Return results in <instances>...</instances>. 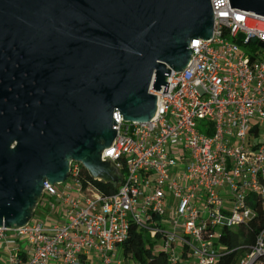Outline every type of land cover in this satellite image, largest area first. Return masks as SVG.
Listing matches in <instances>:
<instances>
[{"label": "built area", "instance_id": "built-area-1", "mask_svg": "<svg viewBox=\"0 0 264 264\" xmlns=\"http://www.w3.org/2000/svg\"><path fill=\"white\" fill-rule=\"evenodd\" d=\"M210 2L212 36L191 40L167 92L151 88L155 115L113 113L117 133L102 159L122 173L115 192L72 160L64 182H44L30 221L0 227V264H139L121 247L133 225L168 264H220L224 229L246 226L253 203L264 207V15ZM260 258L264 229L237 264Z\"/></svg>", "mask_w": 264, "mask_h": 264}, {"label": "water", "instance_id": "water-1", "mask_svg": "<svg viewBox=\"0 0 264 264\" xmlns=\"http://www.w3.org/2000/svg\"><path fill=\"white\" fill-rule=\"evenodd\" d=\"M230 4L264 15V0ZM213 29L210 0H0V227L30 221L44 182H64L72 160L121 182L102 159L113 113L150 120L151 88L167 92L191 40Z\"/></svg>", "mask_w": 264, "mask_h": 264}, {"label": "trees", "instance_id": "trees-1", "mask_svg": "<svg viewBox=\"0 0 264 264\" xmlns=\"http://www.w3.org/2000/svg\"><path fill=\"white\" fill-rule=\"evenodd\" d=\"M89 177V176H88ZM104 194L115 192L117 184L96 182ZM256 215L246 226L237 229H224L221 242L227 246V253L220 258V264H237L249 248L256 242L258 234L264 229V207L260 203H253ZM240 246H243L240 248ZM123 255L139 264H168V257L147 233L131 226L128 238L122 244ZM263 258L255 264H261Z\"/></svg>", "mask_w": 264, "mask_h": 264}, {"label": "rangeland", "instance_id": "rangeland-1", "mask_svg": "<svg viewBox=\"0 0 264 264\" xmlns=\"http://www.w3.org/2000/svg\"><path fill=\"white\" fill-rule=\"evenodd\" d=\"M249 53L252 54L253 53V50L252 49H249ZM194 263H196V261H193Z\"/></svg>", "mask_w": 264, "mask_h": 264}]
</instances>
